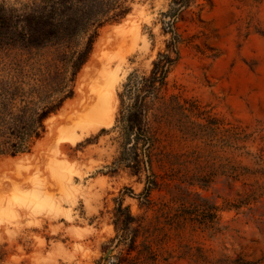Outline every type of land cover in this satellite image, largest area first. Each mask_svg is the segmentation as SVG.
<instances>
[{"label": "rangeland", "instance_id": "rangeland-1", "mask_svg": "<svg viewBox=\"0 0 264 264\" xmlns=\"http://www.w3.org/2000/svg\"><path fill=\"white\" fill-rule=\"evenodd\" d=\"M125 6L58 86L42 87L60 79L48 51L0 42V92L60 101L74 90L29 150L0 154V264H116L130 252L118 242L120 208L147 228L138 248L147 239L156 258L145 264H264V0ZM172 44L161 96L219 122L192 138L152 110L145 150L121 122L120 93Z\"/></svg>", "mask_w": 264, "mask_h": 264}, {"label": "trees", "instance_id": "trees-1", "mask_svg": "<svg viewBox=\"0 0 264 264\" xmlns=\"http://www.w3.org/2000/svg\"><path fill=\"white\" fill-rule=\"evenodd\" d=\"M125 2L126 0H25L19 2L21 6L15 7L1 1L0 42L8 46L18 45L22 51H48L49 55L43 62L54 69L61 80L46 83L42 85L43 88L62 84L68 67L72 69L74 76L70 81H74L79 70L90 59L100 30L109 23L121 20L130 11ZM173 53L177 54L174 45L160 52L153 61L150 74L136 79L131 77L120 93L121 122L125 128L135 131L138 146L140 143L146 145L145 150L152 141L146 121L152 110L156 111V119L168 120L192 138L205 136V131L219 122L206 115L207 112L195 101H181L176 95L169 98L161 96L170 68L177 60ZM18 91L0 92V154L16 155L29 150L34 140L42 137L46 118L74 95V90L71 89L63 99L57 101L50 99V96L43 98L40 94L43 90L33 91V94L29 93L27 96L18 95ZM19 97H22L21 103L18 102ZM197 119H204L205 122ZM124 211L123 208L119 210L121 234L118 242L130 241V252L119 257L116 264H145L150 258L155 260L156 255L147 239L141 243L143 249L138 248V235L147 232V228L142 224L131 227L134 218ZM132 232L135 233L134 237L131 236ZM134 250L147 254L145 260H140V255H132Z\"/></svg>", "mask_w": 264, "mask_h": 264}]
</instances>
